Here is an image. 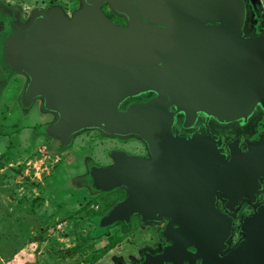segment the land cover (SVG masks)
Returning a JSON list of instances; mask_svg holds the SVG:
<instances>
[{
  "label": "water",
  "instance_id": "95a60500",
  "mask_svg": "<svg viewBox=\"0 0 264 264\" xmlns=\"http://www.w3.org/2000/svg\"><path fill=\"white\" fill-rule=\"evenodd\" d=\"M249 21L246 0H84L72 17L35 14L6 41L5 61L28 79L23 103L56 115L49 136L97 130L145 143L148 157L117 152L93 170L98 190L126 191L101 226L166 222L169 244L134 264H264V135L225 144L199 126L246 125L264 111V32ZM243 200L256 212L229 249Z\"/></svg>",
  "mask_w": 264,
  "mask_h": 264
},
{
  "label": "rangeland",
  "instance_id": "374dc122",
  "mask_svg": "<svg viewBox=\"0 0 264 264\" xmlns=\"http://www.w3.org/2000/svg\"><path fill=\"white\" fill-rule=\"evenodd\" d=\"M246 1L253 34L264 32V0ZM83 8L84 0H0V264H133L158 241V224L132 220L100 227L99 220L126 192L93 185L95 168L111 166L117 152L140 155L144 144L97 130L69 142L48 136L45 130L56 115L43 110L42 100L31 107L23 103L28 79L4 59L6 41L35 14L59 9L72 17ZM102 11L126 24L108 5ZM256 207L243 203L237 211L232 243L243 217Z\"/></svg>",
  "mask_w": 264,
  "mask_h": 264
},
{
  "label": "flooded vegetation",
  "instance_id": "af4514ba",
  "mask_svg": "<svg viewBox=\"0 0 264 264\" xmlns=\"http://www.w3.org/2000/svg\"><path fill=\"white\" fill-rule=\"evenodd\" d=\"M126 25V24H125ZM149 95H146V96H143V97H140L139 100L141 101H146L148 100V97ZM133 102V100H130V102ZM255 121V123L253 124L252 121ZM264 111L262 110H259L257 112V114L250 119V122H248V124L246 125H243V124H239V123H234L232 125H220L218 123H214V122H210L209 125H206L205 123V120L203 119L201 122H200V128H208L210 129V132L213 133L214 135H216L218 138H223V141L225 142V144L229 143V142H232V141H235V140H240V142L243 144L245 143L246 141H256V140H259L260 137L262 135H264ZM208 126V127H207ZM179 130L183 133V134H186L187 131L185 129L182 128V126L180 125L179 126ZM80 134V133H79ZM75 138V137H74ZM73 138V139H74ZM140 140V139H139ZM141 141V140H140ZM142 145L144 146V153L142 152V154L138 155L136 153H132L130 151H122L123 153H126L128 155H131V156H141V157H148V151H147V148L145 147V143L143 141H141ZM146 152V153H145ZM261 189L257 192V205H262L264 204V179H262L261 181ZM124 190V189H123ZM126 192V191H125ZM126 196V195H125ZM124 196V197H125ZM123 197V198H124ZM122 198V199H123ZM121 199V200H122ZM243 203H248L247 200H243L241 202V207H242V204ZM219 206L222 208V203L219 202ZM240 207V208H241ZM112 208V207H111ZM110 208V209H111ZM239 208V209H240ZM110 209L105 213V215L110 211ZM238 209V210H239ZM256 212V211H255ZM255 212H251V213H248L247 215H245L243 218H245L246 216H252L255 214ZM236 215V214H235ZM104 216V215H103ZM235 217V216H234ZM236 218V217H235ZM132 220H138V221H141V218L139 216H133L131 221ZM243 220V219H242ZM141 226H144L143 223H140ZM151 224H158L155 226V229H159V230H156L157 231V235H158V241L155 245V247L153 249H148L150 252L152 253H156L160 250H162L166 245L169 244V242H167L164 238H163V230L165 228V225H166V222H163V223H151ZM239 236L237 237L238 240H235L234 243H232V238H235L234 237V234H236V219H235V223H234V227H233V232H232V237L230 239V242H229V249H232L233 247H235L237 245L238 242H240L242 239L245 238V234L242 233L239 229ZM157 246V247H156ZM146 252V251H145ZM144 252V253H145ZM144 253L142 254L144 256ZM143 256H142V259L140 261H137V262H134V263H139L143 260ZM133 263V264H134ZM200 264V263H199Z\"/></svg>",
  "mask_w": 264,
  "mask_h": 264
},
{
  "label": "trees",
  "instance_id": "16d2710c",
  "mask_svg": "<svg viewBox=\"0 0 264 264\" xmlns=\"http://www.w3.org/2000/svg\"><path fill=\"white\" fill-rule=\"evenodd\" d=\"M39 236H42V239H43V235H42V234L39 235ZM115 243H116V241H115V242H114V241L112 242L113 245H115ZM112 244L108 245V246L106 247V249L103 250V252L100 251V254L97 256V259H98V260H100V258L103 257V256L107 253V251H108L110 248L113 247ZM91 248H92V247H91ZM92 250H93V248H92ZM99 250H100V249H99ZM101 250H102V249H101ZM93 256H94V255H93ZM92 260H93V258H92ZM98 260L92 261V263H95V262L98 261Z\"/></svg>",
  "mask_w": 264,
  "mask_h": 264
},
{
  "label": "crops",
  "instance_id": "0c3cea01",
  "mask_svg": "<svg viewBox=\"0 0 264 264\" xmlns=\"http://www.w3.org/2000/svg\"><path fill=\"white\" fill-rule=\"evenodd\" d=\"M32 104H34V103H32ZM32 104L31 105H29L28 107H31L32 106ZM46 131V130H45ZM47 134V133H46ZM48 135V134H47ZM49 136V135H48ZM51 137V136H50ZM33 209H34V207L32 206V212H33ZM102 219V218H101ZM101 219L99 220V224H100V227H103V226H101ZM42 234V233H41ZM40 234V235H41ZM37 237L35 236V238H34V240L36 239Z\"/></svg>",
  "mask_w": 264,
  "mask_h": 264
}]
</instances>
